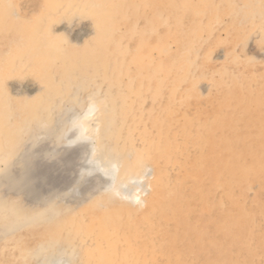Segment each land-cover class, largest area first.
<instances>
[{
    "label": "bare ground",
    "instance_id": "1",
    "mask_svg": "<svg viewBox=\"0 0 264 264\" xmlns=\"http://www.w3.org/2000/svg\"><path fill=\"white\" fill-rule=\"evenodd\" d=\"M226 1L227 0H0V96L3 95L1 80L8 78L18 79L26 71H29L33 78L47 85L48 88V85H51V83L53 84L52 80H54V71L51 72L53 65L60 60L64 63V60L71 58V56L74 57V61L71 60L74 64H72L70 72L75 71L76 68L78 69L80 64L92 59L96 67L95 77L101 78L102 80H112L114 78L113 80H116L118 88L122 85H120L117 78L123 74L130 76L131 67L134 66L136 68L135 78H132L131 82L128 84L126 82V86H122V88L116 90V92H110V94L100 98V101L96 103L92 100L90 105L91 109L89 110L88 108L87 111L85 110V113L83 115L80 114L81 116L79 118L72 116V120H68V126L63 129L64 137L62 136V139H58L60 134L58 130L54 132L53 128L49 129L52 133H57V136L53 135L52 137L56 138V140L54 139V144L52 143V147H42L41 144L44 142V139H38L37 137L31 138L28 136L27 139L21 137V141H17L19 133L21 132L19 127L22 125L25 126L26 123L21 122L15 124L14 127L12 125L13 129H11L12 131L10 130V135H6V130L8 131V128L5 125L8 123L7 118L13 112L12 109L22 117V120L25 119H23L25 111H29L31 115L29 122L34 123L38 119L36 114L37 109H40L38 105L46 99L42 100L43 98L40 96L34 97L30 102L26 103L28 107H23L25 103L23 104V102H20L16 104L17 107H9L8 109H4L0 102V144H2V141L5 144L7 142L10 143L11 140L9 139L14 136L17 137V142L15 141L13 143L15 145L11 147L10 151H7V149H5V152L0 151V156H2L0 159L10 160L8 161L10 163L6 165L4 171L7 170L6 172L11 176V178H7V182L4 180H1L2 182L0 181V238L2 239L0 249L1 252L5 251L4 255H2L4 257L2 264H46V262H51V264L227 263L223 260H226L224 258L226 257L225 251L229 245V237L237 241L242 235L241 230L238 234L237 232L235 234L233 233L234 235L230 233V228L232 227L231 222L234 220L231 219L233 220L231 221L229 219L233 215V209L236 207L241 208L243 214H241V217L238 215L239 219H237V222L240 223L244 215L248 216L250 219L257 214L259 209L261 210L263 205V200L260 198L264 192V179H259L261 175L259 178L258 176H254L255 178L252 177L250 181L247 178L251 173L256 175V172L258 173L260 170L259 168H264V159L263 162H260V159L264 158V142L261 143V141L260 144L258 143L259 145L256 144L258 147L261 146L262 150H260L259 153H256L259 150H257L255 146H248L250 151L252 150V153H247L251 157V160H249L247 164L241 162V160L238 162L237 158H244L242 155L247 149V147L246 149L244 148L245 150L243 149L244 145H246V140L244 139L246 135H243V137L239 133H233L237 132L235 130L240 127L239 124H241L240 121L243 115H247V119L249 117L248 121H252L251 119L253 116L251 117L250 110H248L249 108L240 107L238 105L239 102L228 107L232 112H235V114H232L237 116L236 123L238 124L237 126L236 124L233 126L230 122L229 114L226 112L227 110L223 112L222 110L221 112L218 111L220 113L214 112L209 114L205 113L203 109H196L190 115L188 114V108L191 95L187 93L176 103L175 101H177V99L174 100L176 95L174 92H171L170 98L168 97L169 100L165 101L166 103L163 102L164 105L161 110L157 112V115L152 116V118L148 117L150 121L145 124L144 120H142V118L145 119V117H142L141 114L136 113L138 115L137 118L135 115L128 113V110L132 113L133 109L130 107L128 98L138 102L145 96L144 91L150 92L152 80L150 76H154L152 72L157 73V77L155 78L156 84H159V86L172 78L170 77L171 73L175 74L173 78L174 82L185 81L188 78V75H186V72L189 71L188 67L190 66V64L188 65L187 63L188 58L185 59L186 62L183 60L182 66L176 65L172 59L169 65L167 62L165 63L166 58L164 57L153 62L152 57L154 53H156V56L157 54L165 56L169 53L168 44L166 42L168 34L161 31L160 26L165 25L167 20L169 18L171 19V16L174 15L170 13L172 12L171 10L177 9V11L180 12L178 13L176 11L178 15L176 14L175 18L173 17L175 19L174 24L176 28L185 26V15L187 16L188 13L192 14V19L187 20V24L190 23L193 26L192 29L189 30V33L196 37V39L198 37V40H200L202 39V34L200 35V33L204 29L201 20L202 17L206 16L208 24H210L218 22L220 17L223 18L224 16L235 13L233 8L226 5ZM31 2L32 4L29 5ZM241 2H243V0ZM169 6L172 8L170 12H168ZM124 8L127 12L124 11ZM239 9L241 10L240 7ZM147 10L151 11L149 15L146 14ZM244 10L246 11L245 7ZM122 11H124L125 14H123ZM76 12L82 17L89 16L92 19L94 34L89 42L90 44L86 42L84 44L85 47L79 50L80 52H76V50H74L75 52L67 51L69 50L67 48V50L65 49L57 53L53 52L54 49L52 50L54 45L50 48L48 47L49 45L45 44L48 47L46 49L47 56L40 57L39 54L42 52H40L41 48L38 44L39 36H44L43 33L48 32L51 23H57L62 15L64 17H69L76 14ZM119 13H121L120 16H122V18H119ZM121 19L129 20L130 22L127 24L124 23L123 32L115 36V32L120 30L121 24L123 23H120ZM58 23L60 22L58 21ZM230 24L232 25V23ZM215 25L217 26V24ZM254 28H256V26ZM186 29H189V27H186ZM213 29L214 28H212V31ZM215 29L217 30V27ZM233 29L236 28L233 27L231 29L232 32ZM182 31L180 29L179 33L185 35L183 34L185 33L184 30ZM205 31H203V33H205ZM176 33L178 34V31ZM56 34H54V37ZM238 34H240V32L237 33V36ZM215 35L216 32L214 36ZM185 36H187L185 40L192 37L191 39L194 41L193 36L190 37L187 34ZM211 36L213 37V35ZM182 37L177 41L178 45L183 42L184 39ZM133 39L135 40V44L134 46H130V42ZM196 39L195 42H193L195 44L191 45V49L194 51L197 45ZM211 40L208 39V41ZM58 41L59 40H57V42ZM53 42H55V40H53ZM189 42L190 40H188L187 45ZM220 42L218 41V43ZM224 42L226 41H223L221 44H224ZM111 43L113 44L112 47L110 46ZM65 44L66 43H64V45ZM184 49H186V47L183 48V50ZM95 52L96 55H94ZM181 52L184 53V51H179L178 49L177 55H183ZM175 53L176 52H174V54ZM174 54L172 55L173 57ZM206 56L208 57L209 55ZM184 58L182 57V59ZM235 58L234 56V59ZM177 59H175L176 62ZM109 61L112 63L111 68L109 67ZM223 64H225V62ZM57 65L60 67V64ZM66 66L68 65L66 64ZM227 69L228 68H225L224 73L228 75ZM65 70L63 69V71ZM58 71L60 72L62 70ZM42 72H44V77L41 75ZM195 73L197 74V72ZM56 74L57 72L55 75ZM232 77L234 79V81H232L233 85L242 83L241 81L243 78L240 77V75L234 73ZM70 78L72 79L70 83L77 79L74 75L70 76ZM62 82L64 83L65 81ZM242 84H244V82ZM144 85H146V88ZM174 85L176 84L174 83ZM256 85L257 84L254 86ZM57 86H59V84ZM259 86H261V90L264 93V79ZM164 87L165 86H163V88ZM229 88L228 86V89ZM54 89L56 92L58 91L56 90L58 88L54 87ZM152 91L153 101L159 100L158 97L161 96V92ZM56 92L52 90V95H55ZM236 92H238V90ZM252 92L254 93L253 89ZM217 93L219 94V92ZM261 93L262 92H260V94ZM209 97H212V95L210 94ZM232 97H234V94H229L227 98L228 101L233 100ZM241 97L243 96L240 95V98ZM27 100L28 99H26V101ZM209 100L211 101V99ZM260 100H262V97ZM47 101L48 100L45 102L47 103ZM118 101L120 102L118 103ZM260 102L261 105H263L261 107H264V98ZM48 103V107H50L48 108L49 110L51 109V102ZM245 103H247V101H245ZM106 105H108V107ZM222 105L221 107H223ZM199 107L202 106L199 105ZM212 110L210 111L212 112ZM253 110L255 111V109L252 108V111ZM258 111L261 112L262 110ZM48 112L47 115H49ZM255 112L254 116H257V111ZM40 114L39 116L41 117ZM128 115L134 117L131 124L125 121ZM20 116L19 119L21 120ZM117 116H120L119 120L115 119ZM4 119H7L5 120L7 121L6 123H4ZM45 119L47 120V118ZM262 119L263 118L259 119L261 125L264 124ZM38 121L40 120L38 119ZM42 121L44 120H41V124L43 125ZM45 121L44 123L46 125L48 121H46L47 123ZM254 123H252V125H254ZM51 124L52 122L50 125ZM248 125L250 126L251 124L249 123ZM261 125L258 130L260 129L259 133L264 137V127H261ZM48 127L45 131H48ZM51 127L55 128V126ZM3 133L4 137H2ZM37 133H39V131ZM223 133H227V135ZM229 133L231 134L229 135ZM87 140H89L91 147L85 144ZM50 148L51 150L53 149V152H61L63 150V154L66 153L64 161L67 163L68 167L66 166V171H64L65 173L63 172L64 176L62 175L63 177L61 178V182L64 180L66 182H63L64 184L62 186L59 185L60 187H58L57 184L56 187L53 185L50 186L49 180L46 179V172L44 174L40 173L43 170L40 168L45 163V157H50L48 160L51 159L49 154ZM86 148L90 149H87V151ZM254 148L256 152H254ZM21 149L22 151H20ZM243 150L244 152L242 153ZM26 153L29 156H27ZM13 160L16 161V165L18 166H20V164L22 165V162L28 161L25 171H22V173L18 172L19 169L16 171L14 167L15 170L13 168L10 170V164H15L12 163ZM173 167L176 169V174H173L174 177L169 175V170L171 172ZM173 171L171 173H173ZM16 172L19 174V177H17L18 174H14ZM92 174H95L93 177L94 179L97 178L98 180L99 178V181H101L100 183H103L102 185H104V187L101 189L105 191L109 190L106 193L97 190L89 199H87L88 197L81 198L79 195L80 193L84 194V192H87L88 188L86 189L85 185L89 179H92V177H89ZM101 176L106 177V180H100ZM235 182H239L243 187L244 184L250 185L251 183L259 182V191L262 193L258 195L254 192L255 196L253 195L254 198L252 199L254 207H250V211L244 209L242 203L238 200L239 193L235 192L233 187ZM50 184L53 183L51 182ZM46 188L48 192H59L60 190L61 192L57 197H51L47 199V202H42L40 204L41 199L38 197H44V189ZM238 188H240V186ZM207 189H209L208 194L206 192ZM256 189L258 188H255L254 191H256ZM242 190L243 188L241 191ZM68 191L71 195L75 194V197L79 193L77 196L80 198L69 197ZM27 192L28 194H32L33 192L42 194H37L36 197V195H27ZM74 192L78 193L76 194ZM216 192L219 194L217 200H215ZM137 200H139V203H137ZM249 200L250 199H248V201ZM244 201L245 200H243V202ZM62 204L66 206V215L59 219L53 216L51 220L55 218L56 222L54 221L55 223L53 222L54 224H51L52 227L42 230L34 227H26L30 222L33 223L32 221H35L32 220L35 216L37 218L40 217L37 213L39 210H36L37 207L42 210H45L42 206L46 207L48 212L47 210L42 211L44 215L49 213L50 210L54 211V213L61 212L59 208L61 206L64 208ZM257 217L261 219L259 216ZM36 224L33 223V225ZM46 227H48V225ZM22 228L25 229L22 231ZM243 236L244 235H242V237ZM250 237V240L247 242V251L249 253L254 251L253 238H255L252 237V235ZM87 240L90 242L89 248L84 246ZM256 242L257 244L260 243V241ZM229 249L233 248L229 247ZM10 250L13 251V253H7ZM232 257L233 255L231 258Z\"/></svg>",
    "mask_w": 264,
    "mask_h": 264
},
{
    "label": "rangeland",
    "instance_id": "2",
    "mask_svg": "<svg viewBox=\"0 0 264 264\" xmlns=\"http://www.w3.org/2000/svg\"><path fill=\"white\" fill-rule=\"evenodd\" d=\"M233 1V2H232ZM242 0H227L226 1V5L227 6H230L231 8L234 9V12L232 15H228V16H224L223 18L220 17V20L218 22H214V23H210L208 24V19L206 18V16L202 17V25H204V29L203 31H205V33H203V31L200 33L202 39L198 40L199 38L197 37H194L192 34L189 33V30L192 29V25L188 23L187 20H191L192 19V14L191 13H188L187 16L185 15V19L184 21L186 22V24L184 23L185 26H181L179 27L182 30H184L185 33L183 34H187L189 35L190 37L193 36V40L192 41V37L191 38H188L187 40H185V35H181L179 32H180V29L179 28H176V25L174 24L175 22V16H176V11L177 9H174V10H171L172 8L169 6V10L168 12H170V10L172 12V15L171 16V19L169 18L166 22L165 25H162L160 26V30L163 31L164 33H167V38H166V42L168 44V48H169V53L167 55H158L156 56V53H154L153 55V62H155V60L159 59V58H166L165 60V63L167 62L168 64L170 62H175L176 65H179V66H182L183 62L185 61V59H187V63L188 65L190 64V68L188 67L189 71L186 72V75H188L187 79L185 81H177V82H174L173 78L175 76V74L171 73L170 74V80L166 83H164L163 85H160L159 84H156V78L157 77V73L156 72H152V74H154V76H150V78H152L151 80V90L150 92L148 91H144L145 93V96H143V99L142 100H139L138 102H135L133 100H130V98H128V102L130 103V107H132V113L130 112V110H128V113L130 114H133L135 115L137 118H138V115L137 114H141L142 117H145L142 118V120H144V124L146 122H149L150 120H148V117L152 118V116H156L157 115V112H159L162 108V106L164 105V103H166L165 101H168L169 100V96H170V93L171 92H174L175 93V99H177V101H175L176 103L178 102V100L181 99V97H183L184 95H186L187 93H189L191 95V98L189 100V112L188 114H192L194 110H202L205 112V113H214V112H218L222 110L223 111H226L228 114H229V118H230V122L233 124V126L238 123H236L237 121V116H235V112H232L231 109H228L229 106H232L234 104H237L238 102V105L240 107H246L248 110H250V114H251V117H252V121H248L247 119V115H243L241 117V121L239 124L240 127L237 128V132H233V133H239L241 136L243 135H246L244 137V139L247 141H245L246 145H244L243 149L247 147V149L242 151V153L244 152V154L242 155L244 158V160L242 159H238V162H243L245 164H247L249 162V160H251V157L250 153H252L249 149L248 146H255V148L259 151L256 152L255 148H254V152L256 153H259L261 149V146L258 147V145L261 143H263L264 141V137H262V135L259 133L260 129L258 130V128L260 127V123H259V119L263 118L262 120L264 121V107H261L263 105H261V102L264 98V93L263 91L261 90V86H259L262 82V80L264 79V0H243V2H241ZM257 4H256V3ZM246 3V4H245ZM253 3V4H252ZM31 3H29V5H31ZM239 4V5H238ZM256 4V5H255ZM244 6L246 11L244 10V7H241V6ZM254 5V6H253ZM241 8V10L239 9V7ZM250 6V7H249ZM260 8V9H259ZM125 9V8H124ZM122 9V10H124ZM236 9V10H235ZM256 9V10H255ZM124 11L127 12V10L125 9ZM122 11L123 14H125V12ZM253 11V12H252ZM145 12V11H143ZM175 12V13H174ZM178 13H180L179 11H177ZM149 13H151V11H148L146 12V14L149 15ZM169 13V14H170ZM252 13V14H251ZM127 14V13H126ZM121 13H119V18H122V16H120ZM128 15V14H127ZM171 15V14H170ZM178 15V14H177ZM256 15V16H255ZM174 17V18H173ZM87 18V19H86ZM234 18V19H233ZM84 19V20H83ZM174 19V20H173ZM233 19V20H232ZM71 20V21H70ZM58 21L60 23H58ZM57 23H51L50 27H51V30H50V27H49V30L48 32H44V36L40 35L39 38H38V44L41 48V51L42 52L41 54H39L40 57H43V56H47L46 55V49L48 47H52V50L53 52L57 53V52H61L63 50H67V48L69 50L67 51H71V52H75L74 50H76V52H80L79 50L83 49V47H85V43L87 42V44H90V40L93 36V32H94V25L92 23V19L89 17V16H80L79 13L76 12V14L72 15V16H69V17H64L62 15V17L60 18V20H58ZM263 21V22H262ZM123 22V23H122ZM130 22L129 20H125V19H121L120 23L121 24V27H120V30L118 32H115V36L119 35L121 32H123V29H124V26L123 24L124 23H128ZM226 22V23H225ZM227 22H230L232 23V25L230 23H227ZM256 22V23H255ZM69 23V24H68ZM259 23V24H258ZM213 24V25H212ZM217 24V26L215 25ZM225 24V25H223ZM230 24V25H229ZM257 24V25H255ZM168 25V26H166ZM173 25V26H172ZM175 25V26H174ZM207 25H208V28H207ZM210 25H211V28H210ZM236 25V26H235ZM260 25V26H259ZM231 26V27H230ZM256 26V28H254ZM140 27V26H139ZM186 27L189 29H186ZM217 27V30L215 29ZM223 27V28H222ZM236 28V29H233V32L231 31L232 28ZM238 27V28H237ZM259 27V28H258ZM263 27V28H261ZM210 28V29H209ZM212 28L213 31H212ZM220 28V29H219ZM222 28V29H221ZM231 28V29H230ZM178 31V34L176 33ZM186 29V30H185ZM209 31H208V30ZM211 30V32H210ZM239 30V31H238ZM187 31V33H186ZM208 31V32H207ZM236 31V32H235ZM238 31V32H237ZM54 32V33H53ZM64 32V33H63ZM183 32V31H182ZM181 32V33H182ZM216 32V37L217 38H220V39H217L214 34ZM238 36H237V33H239ZM57 33V34H56ZM176 33V34H175ZM210 33H213V34H210ZM219 33V34H218ZM54 34L55 37H54ZM206 34V35H205ZM231 34V35H229ZM236 34V36H235ZM48 35V36H46ZM213 35V37L211 36ZM234 35V36H233ZM46 36V38H45ZM53 36V37H52ZM76 36V37H75ZM82 36V37H81ZM184 36V37H182ZM226 36V37H225ZM231 36V37H230ZM183 38V42L181 44L183 45H178L177 41L180 39V38ZM210 37V38H209ZM212 37V38H211ZM229 37V38H228ZM237 37L238 38V42H237ZM241 37V38H239ZM45 38V39H44ZM49 38V39H48ZM82 38V39H81ZM196 39V48H195V51L191 49V45L195 44L193 42H195V39ZM226 38V39H225ZM47 39V40H46ZM62 39V41H61ZM73 39V40H71ZM211 40V41H208ZM217 39V41H216ZM222 39V40H221ZM231 39V40H230ZM51 40V41H50ZM53 40H55V42H53ZM57 40H59L57 42ZM65 40V41H64ZM69 40V41H68ZM188 40H190V42L188 43L187 45V42ZM214 40V41H213ZM230 40V41H229ZM236 40V41H235ZM47 41V42H46ZM71 41V42H70ZM75 41V42H74ZM187 41V42H186ZM199 41V42H198ZM218 41L220 43H218ZM223 41H226L224 42V44H221ZM235 41V42H233ZM46 42V43H45ZM210 42V43H209ZM212 42V43H211ZM237 42V43H236ZM64 43H66L64 45ZM199 43V44H198ZM206 43V45H205ZM215 43V44H214ZM218 43V44H217ZM228 43V45H227ZM49 45L48 47L46 45ZM135 44V40L133 39L131 42H130V46H134ZM208 44V45H207ZM51 45V46H50ZM61 45V46H59ZM70 45V46H69ZM84 45V46H83ZM187 45V46H186ZM201 45H202V48H201ZM211 45V46H210ZM56 46V47H55ZM67 46V47H66ZM111 47L113 46V44L111 43L110 45ZM189 46V47H188ZM59 49H58V48ZM66 47V48H65ZM82 47V48H81ZM183 50V48H185ZM56 48V49H55ZM61 48H64V49H61ZM178 48L179 51H184V53H182L183 55H177L178 53ZM172 49V50H171ZM191 49V50H190ZM45 50V51H44ZM171 50V51H170ZM186 50V51H185ZM199 50V51H198ZM213 51V52H212ZM228 51V52H227ZM39 52V53H40ZM44 52V53H43ZM174 52H176L174 54ZM190 52V53H188ZM208 52V53H207ZM206 53V54H205ZM174 54V57L172 56ZM94 55H96V52L94 53ZM206 55H209L208 57ZM212 55V56H211ZM242 55V56H241ZM176 56V57H175ZM186 56V57H185ZM189 56V57H188ZM234 56L236 57L234 59ZM182 57L184 59H182ZM199 60H198V58ZM96 58V57H95ZM177 59V63L175 59ZM180 58V59H179ZM192 58V59H191ZM204 58V59H203ZM227 58V59H226ZM69 59V60H68ZM66 60H64V63L62 60L56 62L53 67H52V70L51 72L54 73V80H52L53 84L51 83V85L49 84L48 86L49 87L47 88V85H44L42 84L40 81H38L36 78H33L30 74V72L26 71L25 73H23V75H21L18 79H15V78H8V79H3L1 80V88H2V91H3V95L0 96V102H1V105L2 107H4V109H8L9 107L13 108L16 106L17 103H20V102H23V104L25 103V105H23V107H26L28 104H26L27 102H30V100H32L34 97H41L43 98L42 100H48L47 103L45 102H42L38 105V107H40V109H37V116H38V119L40 121H38V119L33 123V122H29L30 119H31V115H30V112L29 111H25V114L23 116V119L22 120V117L12 109V113L13 115H9V117L7 119H4V123H6L8 121V123L5 125L7 128H8V131L6 130L7 132V136H9V132H11L14 127L15 124H19V123H26V125H22L20 126V133H19V138L18 140L16 139L17 137H13L9 140L10 143H4L2 140V144H0V147H1V150L2 152H5L7 149V151H10L11 150V147H13L15 144H13L16 140L17 141H21V137L23 139H27L28 136H30L31 138L32 137H37L38 139H44V142L41 144L42 147H52V145L54 144L53 142H55L56 138H52L53 135L54 136H57V133L54 134L51 132V130L49 131V129H52L53 128V131L56 132L57 130L60 132L59 134V137L58 139H62L64 137L63 135V129L66 128L69 124V121L72 120V118L74 116H76V118H79L81 115H83L85 113V110L87 111V109L89 108V110L91 109V103H92V100L96 103L97 101H100V98H103L105 97L106 95L110 94V92H116V90L122 88V86H126V82L127 84L129 82H131V79L132 78H135V72H136V68L134 66L131 67V71H130V76H127L125 74H123L122 76H120L119 78H117V80H119V83L120 85H122L121 87L118 88V84L116 82V80H110V79H106V80H102L101 78H96L95 77V73H96V67H95V63H93L94 61L91 60H87V62H84L82 64H80V66L78 67L77 71L75 69V71H72L70 72V70L72 69V64H74V57L71 56V58H68ZM172 59V61H171ZM73 60V61H71ZM94 60V59H93ZM180 60V61H179ZM184 60V61H183ZM196 60V62H195ZM68 61V62H67ZM71 61V63H70ZM199 64H198V62ZM201 61H204V62H201ZM62 62V63H61ZM147 62V60H146ZM186 62V61H185ZM225 62V64H223ZM109 67L111 68L112 67V63L109 61ZM255 63V64H254ZM260 63V64H259ZM57 64H60V67L57 65ZM62 64V65H61ZM66 64L68 66H66ZM194 64V65H193ZM198 64V65H197ZM59 67H57V66ZM148 65V64H147ZM170 65V64H169ZM207 65V66H206ZM218 65V66H217ZM230 65V66H229ZM237 65V66H236ZM65 66V68H64ZM175 66V65H174ZM187 66V65H185ZM205 66V67H204ZM224 66V67H223ZM255 68H254V67ZM81 67V68H80ZM193 67V68H192ZM57 68V69H56ZM89 68V69H88ZM174 68V67H173ZM172 68V69H173ZM200 68V69H199ZM225 68H228V75L227 73H224V70ZM230 68V69H229ZM247 68V69H246ZM254 68V69H253ZM63 69L65 71H63ZM198 69V70H197ZM212 69V70H211ZM233 69V70H232ZM58 70H62V71H58ZM69 70V71H68ZM177 70V69H176ZM196 70V71H195ZM247 70V71H246ZM252 70V71H251ZM67 71V72H66ZM175 71V70H173ZM242 71V72H241ZM248 72V73H245V72ZM254 71V72H253ZM256 71V72H255ZM259 71V72H257ZM57 72V74L55 75V73ZM197 72V74L195 73ZM204 72V73H203ZM72 73V74H71ZM76 73V74H75ZM238 74L240 75V77L243 78V80L241 81L242 83L244 82V84H237V85H233V82L234 79L232 77V74ZM255 75H254V74ZM44 72H42V77L43 76ZM195 74V75H194ZM61 75V77H60ZM63 75V76H62ZM65 75V76H64ZM74 75L77 79H75L73 82L70 83V81H72V79L70 78V76ZM28 76V77H27ZM87 76V77H86ZM124 76V77H123ZM126 76V78H125ZM214 76V77H213ZM227 76H228V79H227ZM27 77V78H26ZM58 77V78H57ZM122 77V78H121ZM154 77V78H153ZM224 77V79H223ZM257 79H256V78ZM57 78V79H56ZM199 79V80H198ZM233 79V80H232ZM5 80V81H4ZM56 80V81H55ZM173 80V81H172ZM258 80V82H257ZM62 81H65L64 83ZM98 81V82H97ZM106 81V82H105ZM123 81V82H122ZM135 81V80H133ZM176 81V80H175ZM67 82V84H66ZM123 84H122V83ZM172 82V83H170ZM187 82V83H186ZM4 83V84H3ZM56 85H55V84ZM62 83V84H61ZM168 83V84H167ZM170 83V84H169ZM174 83L176 85H174ZM183 83V84H182ZM195 83V84H194ZM252 83V84H251ZM59 84V86H57ZM180 84V85H179ZM185 84V85H184ZM255 84H257L256 86H254ZM55 85V86H54ZM62 85V87H61ZM67 85V86H66ZM94 85V86H93ZM189 85V86H188ZM225 85V86H224ZM231 85V86H230ZM253 85V86H252ZM46 86V87H45ZM53 86V88H52ZM146 85H144L145 87ZM163 86H165L163 88ZM175 86V87H173ZM180 86V87H179ZM228 86L231 88L228 89ZM44 87V88H43ZM55 88H58L56 90H58L57 92L55 91ZM143 87V88H144ZM170 87V88H169ZM173 87V88H172ZM183 87V88H182ZM247 87V88H246ZM54 92H56V94L52 95V90ZM142 88V89H143ZM146 88V87H145ZM166 88V89H165ZM178 88V89H177ZM217 88V90H216ZM220 88V89H218ZM254 91V93L252 92V89ZM256 88V90H255ZM6 89V90H5ZM62 89V90H61ZM63 89H64V92H63ZM87 89V90H86ZM171 89V90H169ZM238 92H236L237 90ZM246 89V90H245ZM86 90V91H85ZM159 91L161 92V96L158 97L159 100H155L153 101L152 99V93L151 91ZM221 90V92H220ZM225 90V91H224ZM235 90V91H234ZM245 90V91H244ZM49 91V92H48ZM84 91V92H83ZM152 91V92H153ZM176 91V92H175ZM219 92V94L217 92ZM256 91V92H255ZM63 92V93H62ZM181 92V93H180ZM260 92H262L260 94ZM61 93V94H60ZM99 93V94H98ZM151 93V94H150ZM194 93V94H193ZM215 95H213V94ZM239 93V94H238ZM243 93V94H242ZM246 93V94H245ZM253 93V94H252ZM51 94V95H49ZM69 94V95H68ZM78 94V95H77ZM147 94V95H146ZM164 94V95H163ZM193 94V95H192ZM210 94L212 95V97H209ZM229 94H234V97L233 100H229L228 101V97H229ZM238 94V95H237ZM245 94V96H244ZM56 95H59V96H56ZM209 95V96H208ZM236 95V96H235ZM240 95L243 96L240 98ZM28 96V98H27ZM66 96V97H65ZM164 96V97H162ZM55 97V98H54ZM57 97V98H56ZM169 97V98H168ZM208 99H207V98ZM239 97V98H238ZM249 97V98H248ZM256 97V98H255ZM262 97V100H260ZM71 98V99H69ZM166 98V99H165ZM194 98V99H193ZM205 98V99H204ZM214 98V99H213ZM215 98H216V102L215 101ZM244 98V99H243ZM26 99H28L26 101ZM61 99V100H60ZM165 99V100H164ZM211 99V101L209 100ZM213 99V100H212ZM221 99V100H220ZM246 99V100H245ZM13 100V101H12ZM119 100V99H118ZM164 100V101H163ZM195 100V101H194ZM244 100V101H243ZM256 100V101H255ZM15 101V102H14ZM60 101V102H59ZM65 101V102H64ZM72 101V102H71ZM161 101V102H160ZM194 101V102H193ZM206 103L209 102V103ZM245 101H247V103H245ZM6 102V103H4ZM48 102H51V109L48 110V107L49 103ZM93 102V103H94ZM120 101H118L119 103ZM150 102V103H149ZM164 102V103H163ZM216 102V104H215ZM251 104H250V103ZM257 102V103H256ZM259 102V103H258ZM154 103V104H153ZM212 103V104H211ZM253 103V104H252ZM15 104V105H14ZM54 104V105H53ZM81 104V105H80ZM210 104V105H208ZM223 107H221V105ZM242 106H241V105ZM64 105V106H63ZM80 105V106H79ZM88 105V106H87ZM110 105V104H109ZM153 105V106H152ZM202 106V107H199ZM215 105V106H214ZM220 105V106H218ZM87 106V107H86ZM108 107V105H106ZM143 106V108H142ZM210 106V107H209ZM225 106V107H224ZM260 106V107H259ZM17 107V106H16ZM28 107V106H27ZM44 107V108H43ZM47 107V108H45ZM66 107V108H65ZM70 107V108H69ZM154 107V108H153ZM196 107V108H195ZM207 107V108H205ZM223 109H221V108ZM256 107V108H254ZM68 108V109H67ZM85 108V109H84ZM140 108V109H139ZM147 108V109H146ZM205 108V110H204ZM215 108V110H214ZM220 108V109H219ZM251 108V109H250ZM252 108L255 109V111H257V114L259 115H255L254 114L256 113L254 110L252 111ZM44 109V110H42ZM56 109V110H55ZM83 109V110H82ZM156 109V110H155ZM213 109V110H212ZM11 110V109H10ZM81 110V111H80ZM88 110V111H89ZM212 110V112L210 111ZM258 110H262L261 112H259ZM40 111V112H38ZM49 111V112H48ZM64 111V112H63ZM136 111V112H135ZM28 112V113H27ZM47 112L49 113V115H47ZM54 112V113H53ZM66 112V113H65ZM72 114H70V113ZM79 112V113H78ZM218 112V113H220ZM255 112V113H254ZM259 112V113H258ZM5 113V112H4ZM15 113V114H14ZM41 113V114H40ZM78 113V114H77ZM137 113V114H136ZM234 113V114H232ZM263 113V114H262ZM39 114L41 115V117L39 116ZM50 114H53V115H50ZM81 114V115H80ZM144 114V116H143ZM227 114V116H228ZM232 114V115H231ZM4 115V114H3ZM2 115V117H3ZM16 115V116H15ZM27 115V116H26ZM47 115V116H46ZM6 116V115H5ZM19 116L21 118V120L19 119ZM29 116V118H28ZM68 116V117H67ZM73 116V117H72ZM245 116V117H244ZM71 117V118H69ZM258 117V119H257ZM47 118V120L45 119ZM134 117H132V115H128V117L125 119V121H127L126 123L128 124H131L132 123V120H133ZM28 119V120H27ZM116 120H119L120 119V116H117L115 118ZM7 120V121H5ZM19 120V121H17ZM41 120H46L48 121L49 123V127H48V123L45 125L44 121L43 122V125L41 124ZM69 120V121H68ZM148 120V121H147ZM255 121V123H254ZM18 122V123H16ZM52 122V124L50 125V123ZM243 122V123H242ZM14 123V124H13ZM31 123V124H30ZM33 123V124H32ZM56 123V124H55ZM251 124L250 126L248 124ZM252 123H254V125H252ZM257 123V124H256ZM11 124V125H10ZM41 124V126H40ZM244 124V125H243ZM260 124V125H259ZM13 125V127H12ZM32 125V127H31ZM256 125V127H255ZM263 125V126H262ZM261 127H264V124H262ZM10 126V127H9ZM28 126V127H27ZM51 126H55L54 127H51ZM6 127H4L5 129H7ZM48 127V131H45ZM253 127V128H252ZM24 128V129H22ZM45 128V129H44ZM43 129V130H42ZM256 129V130H255ZM11 130V131H10ZM242 130V131H241ZM25 131V132H24ZM27 131V132H26ZM39 131V133H37ZM42 131V133H41ZM247 131V132H246ZM35 132V133H34ZM244 132V133H243ZM255 132V133H254ZM257 132V133H256ZM228 133V132H227ZM227 133H223L224 135H227ZM243 133V134H242ZM254 133V134H252ZM231 133H229L230 135ZM4 137V133L2 134ZM41 135V136H40ZM39 136V137H38ZM63 136V137H62ZM250 136V138H249ZM62 137V138H61ZM258 137V138H257ZM249 138V140H248ZM253 138V139H252ZM256 138V139H255ZM261 138V139H260ZM55 139V140H54ZM260 139V140H259ZM16 141V142H17ZM50 141V142H49ZM251 141V142H250ZM4 143V145H3ZM51 145H50V144ZM53 143V144H52ZM61 143V142H59ZM89 140H87V142L85 144H88V147H91L90 144H89ZM259 143V144H258ZM252 144V145H251ZM256 144H258L256 146ZM3 145V146H2ZM27 146V145H26ZM9 147V148H7ZM44 147V148H45ZM89 150L90 148H86V150ZM48 150V149H47ZM87 150V151H88ZM22 151V149L20 150ZM250 151V152H249ZM63 150L61 152H59V154L53 159L51 158L50 160H48V158L50 157H45V163L44 165H49L50 167H53V168H58L61 169L59 170L58 172H56L54 174V179L55 181H57L56 183H53V184H50V186H55L56 187V184L58 187L62 186L64 183L63 182H66L65 180L63 182H61V178L64 176L63 172L66 171V168L68 167L67 166V163L64 161V163L62 164H59L57 163V158L59 157H62L63 156ZM248 153V154H247ZM1 154V153H0ZM27 155V153H26ZM41 155V154H40ZM29 156V155H27ZM26 156V157H27ZM39 156V154H38ZM248 156V157H247ZM2 157V156H0ZM246 157V158H245ZM4 158V157H3ZM29 158V157H28ZM241 158V156H240ZM250 158V159H249ZM42 159V158H41ZM263 159H260V162H263ZM43 160V159H42ZM41 160V161H42ZM47 160V162H46ZM248 160V161H247ZM253 160V159H252ZM10 160L8 159H0V172L2 176H0V181L1 180H4L7 182V178H11L10 174H8L5 170L4 171V168L6 167V165L10 162H8ZM255 161V160H254ZM12 162V161H11ZM44 162V161H43ZM237 162V160H236ZM237 162V163H238ZM12 163H15V164H10L9 166V169L12 170V168L14 167L18 172H21L22 171H25V168H26V164L28 163V161H24L22 162V166L20 164V166L16 165V161L13 160ZM66 163V164H65ZM19 164V163H17ZM54 164V165H53ZM67 166V167H66ZM264 167V166H263ZM13 168V169H14ZM14 169V170H15ZM260 170L258 171V173L256 172V175H253V173H251V175L248 176L247 179L252 180V177L254 176H258V178L263 176L264 174V168H259ZM174 170V171H173ZM262 170V171H261ZM173 171V173H171ZM172 171L170 172L169 170V175H171L172 177H174V173L176 174V169L173 167ZM65 173V172H64ZM263 173V174H262ZM14 174H18L17 172L14 173ZM4 175V176H3ZM63 175V176H62ZM95 174H92L90 175V177H92V179H89V181L86 183L85 187L87 189V192H84V194H81L80 193V197L83 198H87L89 199L91 195H94L97 190L98 191H102V193H106L107 191L101 189L104 187V185H102L99 181V178L97 180L94 179ZM17 177H19V174L17 175ZM259 178V179H264V176L262 178ZM3 178V179H2ZM255 178V177H254ZM106 180V177H102V179L100 178V180ZM11 180V179H10ZM63 180V179H62ZM97 180V181H96ZM39 181V179H38ZM99 181V182H98ZM264 181V180H263ZM2 182V181H1ZM10 182V181H9ZM104 182V181H102ZM60 183V184H59ZM259 182H255V183H251L250 185H245L244 184V187L243 185H240L239 182H235V185L233 186L234 187V190L235 192H238L239 196H238V200L242 203L244 209H247L250 211V207H254V204L252 203V199L254 198L255 196V193L256 194H261L262 192L259 191V185H258ZM91 184V185H90ZM60 185V186H59ZM254 185V186H253ZM91 186V187H90ZM95 186V188H94ZM240 186V188H238ZM251 186V187H250ZM99 187V188H98ZM107 187V186H105ZM246 187V188H245ZM248 187V188H247ZM48 188V187H47ZM47 188L44 189V197L41 196V197H38L41 199L40 201V204L42 202H47V199L49 198H53V197H57L58 194H60L61 191L59 192H53V191H47ZM53 188V187H52ZM243 188V190L241 191V189ZM255 188H258L255 190ZM96 189V190H95ZM253 189V190H251ZM71 191V190H69ZM69 191H68V195L69 197H73V198H80L79 196H77L79 193L78 192H74V193H78L76 195V197L74 195H71L69 194ZM208 191L209 189L206 190L207 194H208ZM249 191V192H247ZM253 192V194H252ZM56 193V194H55ZM73 193V192H72ZM83 193V192H82ZM249 193V194H247ZM27 195H32V196H35L37 197V194L39 193H35L33 192L32 194H28V192L26 193ZM42 194V193H41ZM39 194V195H41ZM244 194V195H243ZM82 195V196H81ZM87 195V196H86ZM254 195V196H253ZM49 196V197H48ZM217 196H219L218 192L215 193V200H217ZM241 196V197H240ZM245 196V197H243ZM44 198V199H43ZM245 200L243 202V200ZM248 199H250L248 201ZM261 200H263V205H262V208L261 210L259 209L258 212H257V216H259V218L261 219H258V217L256 215H254L253 217H251L249 219L248 216H245L241 219L240 223L237 222V219H239L238 215L241 217V214L242 211H241V208H234L233 209V212H232V216L229 220L233 219L235 221V224H234V221L231 222V228H230V233L231 235L234 233L237 232V234L239 233V231L241 230L242 231V235H244L237 240L235 241V239L233 238H230L229 241V247L233 248V249H229V247L227 246V250L225 251V258L226 260H223L227 263L225 264H264V239H263V235H264V192L262 193L261 195ZM252 203V204H251ZM64 206V208L61 206L59 208V210L61 212L57 213L52 210H50L49 213H46L43 215V212L42 211H45L47 210L45 206H42L43 209L45 210H42V209H39L38 207L36 208V210H39L37 211L38 215L40 216L39 218H37L36 216L32 219V220H35V221H32L34 224L36 225H33V223L30 222V224L26 225V227H34V228H38L39 230L41 229H44V228H49V227H52L51 224L56 220V219H59L61 217H63L64 215H66V206L65 204H62ZM251 205V206H250ZM254 209V208H253ZM241 211V212H240ZM42 212V213H41ZM48 212V210H47ZM216 212V211H215ZM36 213V214H37ZM260 213V214H259ZM259 214V215H258ZM48 215V216H47ZM55 217L53 218V220H51L52 217ZM205 218V217H204ZM38 221H37V220ZM42 220V221H41ZM263 221V222H262ZM56 222V221H55ZM54 222V223H55ZM53 223V224H54ZM18 224V223H16ZM45 224V225H44ZM52 224V225H53ZM1 225V223H0ZM13 225V224H12ZM48 225V227H46ZM50 225V226H49ZM234 225V226H233ZM25 227V228H26ZM260 229H258V228ZM24 228V229H25ZM213 228V226H212ZM23 228L21 229L22 231L24 230ZM236 229V231H235ZM256 229V230H255ZM8 230V229H7ZM253 230V231H252ZM255 231V232H254ZM246 232V233H245ZM251 233V234H250ZM233 234V235H234ZM252 235V237H255L253 238V242H254V251L252 252H248L247 251V242L248 240H250V236ZM258 235V236H257ZM262 235V236H261ZM233 237V236H232ZM249 238V239H248ZM256 239V240H255ZM263 239V240H262ZM234 240V241H233ZM262 240V241H261ZM2 239L0 238V243H1ZM256 241H260V245L257 244ZM233 244H232V243ZM241 242H244V243H241ZM263 243V244H262ZM239 244V246H238ZM84 246L85 247H88L90 246V242L89 240L86 241V243H84ZM236 247V248H235ZM241 248V249H240ZM242 251V252H241ZM259 251V252H258ZM2 253V254H1ZM5 251L1 252V249H0V264H2V260H3V256L4 255ZM7 253H13V251H9ZM223 254V253H222ZM233 255V257L231 258V256ZM262 255V256H261ZM2 257V259H1ZM243 257V258H242ZM261 257V258H260ZM229 258V259H228ZM236 258V259H235ZM245 258H246V261H245ZM231 259V260H230ZM241 259V260H240ZM262 259V260H261ZM230 260V261H229ZM235 260V261H233ZM238 260V261H237ZM263 261V262H262ZM261 262V263H260ZM149 264V263H148ZM159 264V263H158ZM224 264V263H223Z\"/></svg>",
    "mask_w": 264,
    "mask_h": 264
},
{
    "label": "water",
    "instance_id": "3",
    "mask_svg": "<svg viewBox=\"0 0 264 264\" xmlns=\"http://www.w3.org/2000/svg\"><path fill=\"white\" fill-rule=\"evenodd\" d=\"M63 144V143H62ZM58 153H59V151H57ZM57 152H53V149L51 150V148L49 149V154H50V156H51V158H55L56 156H57ZM65 154L66 153H64L63 154V156L62 157H59L58 158V160H57V163H59V164H63V162H64V160H65ZM41 170H42V172H40L41 174H44L45 172H46V175H47V180H49V185H50V183L52 182V183H56V181H55V179H54V174L56 173V172H58L59 170H61V169H59L58 170V168H52V167H50L49 165H43L41 168H40ZM60 172V171H59ZM90 177V176H89ZM102 177V176H101ZM100 177V178H101ZM61 191V190H60Z\"/></svg>",
    "mask_w": 264,
    "mask_h": 264
},
{
    "label": "snow or ice",
    "instance_id": "4",
    "mask_svg": "<svg viewBox=\"0 0 264 264\" xmlns=\"http://www.w3.org/2000/svg\"><path fill=\"white\" fill-rule=\"evenodd\" d=\"M137 203H139V200H137ZM46 264H51V262H46Z\"/></svg>",
    "mask_w": 264,
    "mask_h": 264
}]
</instances>
